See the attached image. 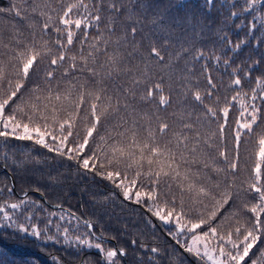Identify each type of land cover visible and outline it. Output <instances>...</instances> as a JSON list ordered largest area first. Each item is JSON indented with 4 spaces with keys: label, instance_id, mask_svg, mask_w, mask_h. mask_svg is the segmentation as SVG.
<instances>
[{
    "label": "trees",
    "instance_id": "1",
    "mask_svg": "<svg viewBox=\"0 0 264 264\" xmlns=\"http://www.w3.org/2000/svg\"><path fill=\"white\" fill-rule=\"evenodd\" d=\"M77 2L0 0V61L8 63L14 50H23L26 45H34L37 50L48 47L53 54H58L55 40L61 39L66 43L59 18L69 4ZM83 3L93 10L94 15H100L98 30L94 27L88 31L89 40L81 49L83 29L76 30L73 26L76 34L73 44L68 46L65 62L46 68L50 57H45L43 63L38 58L28 79H21L23 87L14 101L21 103V96L29 101L35 95L46 96L47 86L59 90L63 98L70 85L74 84L75 88L71 89L73 100L80 91L95 95L102 86L105 91L100 93L102 100L97 102L98 111L107 106L109 97L113 101L118 100L120 106L113 113L111 109L117 108L113 103L107 117H102L85 149L88 156L95 149L100 135L111 136L126 147L132 135L133 122L138 139L146 137L144 126H150L162 145L180 133L189 137L188 147L192 148L196 133H199L202 151L194 157L197 162L191 166V179L198 184L206 183V175L213 184H220L223 190L227 177V183L231 185L228 190L233 193L239 190V196H234L235 203L229 201L212 226L217 227L219 234L226 236L232 231L233 240L242 239L244 228H241V234H236L234 229L241 225L251 227L254 220V214L244 205L250 207L257 203V194L246 190L254 182L258 141L264 136V99L260 98L264 93V0L256 3L252 0H104L98 5V13L94 11L97 0H83ZM109 3H114L119 12L109 9ZM40 12L45 15H40ZM83 12L84 9L80 8L70 16L72 19L80 18L79 13ZM46 22L50 27L44 30ZM56 26L61 28V33L54 31ZM132 28H136L135 34L131 32ZM101 35L108 40L107 49L101 40L98 45L101 51L91 50L88 44ZM153 47L159 51L162 60L151 53ZM89 51H93L94 61L88 56ZM113 55L116 58L114 64L109 59ZM68 56L77 58V69L84 67L81 56L87 57V67L94 69L97 75L94 77L86 69H70ZM65 69H69L68 75H64ZM8 71H13L11 66ZM47 71H53L52 79H45ZM109 71L110 76L106 75ZM209 77L212 84H209ZM11 78L15 83L17 78ZM236 78L241 80L239 86L233 84ZM135 80L141 83L134 85ZM156 84H160L161 90L155 89ZM37 87L40 91L34 93L33 89ZM150 88L153 95L148 98ZM210 90L211 97L207 95ZM195 92L204 98L203 103L195 100ZM253 94L257 96L255 101ZM233 96H236L235 100H232ZM161 97L167 100L166 104H161ZM85 99L89 102L87 95ZM58 103L53 96L51 104ZM68 103L63 101L65 107ZM253 104L259 109L258 119L251 131L242 130L237 157L234 140L236 121L250 120L247 113L245 118H241L240 113L245 108L250 112ZM123 105H128V108ZM12 106L13 102H10L5 115L11 114ZM22 106L27 112L28 107ZM226 106L230 111L221 140L219 125L224 123L221 109ZM209 107L217 112L216 117L207 112ZM68 110L71 111L70 108ZM66 115V112H61L60 119ZM84 115L82 107L77 128L73 130L74 134L79 130L81 142L85 135ZM17 119H21V114ZM162 123L169 125L163 136L159 133ZM185 123L192 125L191 131L183 128ZM87 124L90 126L91 116H88ZM126 129L129 131L125 132ZM120 133L125 134L121 136ZM212 133H215L212 139L214 147L208 148L202 141ZM112 143L113 140L109 139L108 145ZM67 146L75 147L73 138H69ZM221 151L226 153L230 162L235 160V172L227 170L228 165L219 155ZM101 163L105 165L103 168ZM203 164L210 167L205 169ZM212 167L226 171L217 173ZM117 170L123 179L124 166H109L102 156L96 161V169L90 171L81 166L80 160L49 151L34 141L0 138V207L5 208L15 221H5L4 214L0 212V264H209L206 258H198L187 251V238H181L183 234L174 224H165L149 211L150 201L137 203L134 198L123 197V190L106 178L107 172ZM181 171H184V166ZM102 172L105 175H101ZM261 173V183H264V164ZM127 176L130 184L135 170H127ZM142 180L143 177L137 180L135 190L152 192V187ZM181 184L186 186L187 182L171 178L162 181L156 189V203L165 211L175 208L179 212L180 201L183 200V210L188 214L181 223L195 222L199 217L188 212L193 204L191 194L182 192ZM34 191L41 193L44 199ZM21 200L34 203L22 204L20 209L10 208L12 203H20ZM204 203L210 206L209 201ZM201 211L207 215L206 210ZM52 212L57 215L50 216ZM228 212H236L237 215L220 223ZM60 215H65L66 219L60 220ZM26 216H31L30 221L25 220ZM49 220L52 223H47ZM261 220L264 222V214ZM16 224L36 226L41 235L33 236L31 229L25 234ZM207 229L205 225L197 231L202 234ZM86 239L92 245L99 243L101 248L83 244ZM209 239L219 247V237L213 240L210 236ZM224 247L234 251L227 243ZM110 250H116L117 256L108 258ZM252 261L264 264V236L254 245L244 264H252Z\"/></svg>",
    "mask_w": 264,
    "mask_h": 264
},
{
    "label": "snow or ice",
    "instance_id": "2",
    "mask_svg": "<svg viewBox=\"0 0 264 264\" xmlns=\"http://www.w3.org/2000/svg\"><path fill=\"white\" fill-rule=\"evenodd\" d=\"M134 2V0H133ZM253 3H256L257 0H252ZM104 0H97V6H94V11L99 12L100 4H103ZM108 8L114 12H119V8L114 3H109ZM80 8L84 9L83 13H79L80 18L72 19L70 14H74V10ZM40 15H45L44 12H40ZM91 17V19H89ZM101 17L99 14H93V10H89V6L83 3V0H78L77 3L69 4L66 10L63 11V15L59 18L60 25H63V34L66 36V43H63L61 39L55 40V45L59 47L58 54H53L52 50L48 47H45L43 50H37L34 45H26L23 50H14V55L10 58L8 63L0 61V138H13L18 140H28L34 141L37 144L42 145L47 148L49 151L58 153L60 155H66L70 159L80 160L81 166L90 171L96 169V161L102 156L106 160L109 166H119L123 165L125 168V176L121 179V173L119 170L116 172H107L106 178L113 182V184L123 190V197L125 199H135L137 203H142L144 200L151 202L149 211L159 218L160 221L165 224H174L180 234L188 233L189 244L187 246V251L193 253L198 258H207L208 261H211L212 264H244L245 258L249 256L250 251L256 245L257 241L261 239V236H264V222L261 220L262 214H264V183H261L262 173L261 167L264 164V136H261L259 143L258 159L254 166V182L250 183L246 191L257 194V203L251 205H244L252 214H254V220L251 227L245 225L238 226L234 229L236 234H241V228H244V233L242 239L233 240L232 231H229L228 234L222 235L217 232V227L212 226V222L216 220L218 214L225 208L226 205H229V201L235 203L234 196H239V190L235 193L229 191L231 185L227 183V177H225V187L221 190L220 184H213L205 175V182L197 183L192 180L191 177L193 173L191 172V166L197 161L194 157L198 152H201V137L199 133H196L195 144L192 148L188 147L189 137L187 135H181L180 133L174 134V137L163 145L160 143L159 138L156 135L154 129L150 126H144L145 131L147 132L146 137L141 140L137 137V129L135 127V122H133V127L130 129L132 135L129 140V144L125 147L120 145L119 141L115 140L113 137H105L104 135L99 136V141L95 146V149L92 150L90 156L85 155V149L89 145V139L93 137V133L96 132L98 126L101 124L102 117H107L109 114V109L113 103L117 104V108L111 109L113 113L118 111L119 101H113L111 97L108 98L107 106L103 107L102 111H98V103L102 100L101 92L105 90L103 87H100V91L95 95L91 92L85 94L83 91H80L79 95L76 98L72 99L71 89L75 88L74 84L70 85V90L66 91L63 94L59 90H54L51 86H47V95L40 96L35 95L31 101L24 100L21 96V103H16L14 98L17 97V94L20 92L23 84L21 79H28L30 70H33L34 64H37L38 58L41 63L44 62L45 57H50V61L45 67L58 66L65 62L66 53L68 46L73 44V38L75 32L73 31V26L76 30L83 29V40L81 41V49L84 47V42L89 40L88 31L92 28L98 30L99 21ZM48 20L51 21L52 17L49 16ZM112 23L110 18L109 24ZM50 24L44 23L43 29H49ZM112 30L111 28L109 29ZM56 33H61V28L59 26L54 27ZM131 32L136 33V28H132ZM103 40L105 50L107 49L108 40H106L103 35L93 38L88 44V47L96 52H100L101 49L98 47L100 41ZM47 42H45V45ZM7 47V45H4ZM93 51H89L88 56L92 57L93 61L95 56H93ZM151 53L154 54L158 59H163L160 56L159 51L153 47ZM202 55V54H201ZM199 58V57H198ZM76 57L68 56L67 60L70 61V69L76 71H84L85 69L91 73L94 77L97 73L94 69L87 67V57L81 56L84 67L77 69ZM110 61L114 64L116 61L115 56L109 57ZM9 66L13 69L12 72H9ZM69 69H65L64 75H68ZM106 75L110 76L111 72L109 71ZM12 76H15L17 79L15 83L13 82ZM54 77L53 71H47L45 79H52ZM99 83V81H98ZM140 80L133 81L134 85L140 84ZM209 84H212L211 78L209 77ZM234 85L239 86L241 80L236 78L233 81ZM57 85V89H58ZM83 88V85H81ZM212 88H215V85H212ZM156 90H161L160 84L155 85ZM39 87L33 89V92H39ZM130 94V93H129ZM88 97L86 102L85 97ZM153 92L151 88L147 93V97L151 98ZM211 97V90L207 93ZM238 95V94H237ZM53 96L58 104H51ZM194 98L196 101L203 103V97L199 92L194 93ZM261 99H264V93L261 94ZM236 96L232 97V100H235ZM253 101L257 99V96L253 94ZM63 101H68L67 107L64 106ZM10 102H13L11 107V114L5 115V109L10 105ZM167 100L164 97H161V104H166ZM23 105L28 107V111L25 112ZM84 108L85 115L82 118V121L85 123L84 127V138L81 142L79 139V130L74 134V129L77 128V120L80 117L81 108ZM125 109L128 108V105H123ZM71 109L69 111L68 109ZM230 111V107H223L221 109L224 123L219 125V133L221 140H223V133L225 125L227 124V118ZM66 112L67 115L65 118L60 119V113ZM207 112L212 116L216 117L217 112L212 108H207ZM259 109L255 107V104L252 105V109L249 112L247 108L240 113L241 118H245V114L250 117V120L245 118L243 121L238 119L236 121V129H234V140H235V151L238 157L239 144L241 139L242 130L251 131L254 124H256L258 119ZM21 114V119H17V115ZM91 116V124L88 126L87 118ZM22 120H27L28 122H22ZM39 121L40 123H35ZM30 124L32 126L30 127ZM55 126V127H54ZM119 127V125H118ZM184 129L189 131L192 130V125L185 123L183 125ZM169 129L167 123H162L159 126V133L161 136ZM129 131L126 129L125 132ZM125 133H120L123 136ZM215 136V133L210 134L205 138L202 143L208 148H213L212 139ZM73 138L75 141V147H68L69 138ZM112 139L113 143L108 145V140ZM6 142V140H5ZM66 149V151H65ZM220 157L223 158V161L228 165L227 170L235 172L237 169V163L235 160L229 161L228 156L225 152L221 151L219 153ZM104 163L100 164V167L103 168ZM184 166V171H181V167ZM205 169L209 168V164H203ZM127 170H135V176L131 179L130 184L128 183ZM212 170L217 173H223L226 170L212 167ZM101 175H105L103 172ZM143 177L141 181L144 184L150 185L152 187V192H142L135 190L137 180ZM168 178L172 180L179 181L182 179L186 181V186L181 184V191L188 192L191 194V199L193 201L192 206H190L188 212L194 213L199 217L198 220L193 222L188 220L186 223H181L188 213H185L183 210V200L180 201L181 211L177 212L175 208L165 211L160 205L156 203L157 195L156 189L162 181H167ZM26 195V194H25ZM204 201H209V204L204 203ZM32 201L21 200L20 203H12L10 205L11 209H20L22 204H31ZM173 203H175V197H173ZM204 209L207 211H201ZM0 212L4 214L5 221H12L13 216L3 207H0ZM175 213V215H174ZM50 216L57 215V213H49ZM237 215L236 212L225 213L220 221L223 223L224 220H227L229 216ZM31 216H26L25 220L30 221ZM60 220L66 219L65 215L59 216ZM47 223H52L49 220ZM86 223H88L86 221ZM239 223V222H238ZM207 225L208 229L203 231L201 234L197 230L201 229L203 226ZM91 226V225H89ZM16 227L23 231L25 234L29 233L31 229V234L35 237L41 235V231L38 227L31 224L28 227H25L24 224H16ZM59 230V226H57ZM64 232L67 233L68 229L65 228ZM215 240L219 237V247H210L209 237ZM79 239V237H77ZM83 244L89 246H94L96 248H101L99 243L92 245L89 240H83ZM135 243V242H133ZM227 243L231 245L232 250H226L224 244ZM156 251V249H152ZM121 254L123 250H120ZM117 256L116 250H110L107 252V257L112 258ZM252 264H256V261H252Z\"/></svg>",
    "mask_w": 264,
    "mask_h": 264
},
{
    "label": "rangeland",
    "instance_id": "3",
    "mask_svg": "<svg viewBox=\"0 0 264 264\" xmlns=\"http://www.w3.org/2000/svg\"><path fill=\"white\" fill-rule=\"evenodd\" d=\"M181 238L183 239V240H185L186 238H187V236L185 235V234H183L182 236H181ZM209 239V238H208ZM188 244H189V240L187 241V239H186V246H188ZM209 244H210V247H215V248H218L214 243H212L211 242V240L209 239ZM206 258V257H205ZM207 259V258H206ZM208 261V260H207ZM209 262V264H212V262L211 261H208Z\"/></svg>",
    "mask_w": 264,
    "mask_h": 264
},
{
    "label": "water",
    "instance_id": "4",
    "mask_svg": "<svg viewBox=\"0 0 264 264\" xmlns=\"http://www.w3.org/2000/svg\"><path fill=\"white\" fill-rule=\"evenodd\" d=\"M11 178H12V176H11ZM11 182H12V185L14 186V180H13V178H12ZM34 192H37V191H34ZM37 193L40 195V197H41L42 199H44V196H43L41 193H39V192H37ZM53 207H56V206L53 205Z\"/></svg>",
    "mask_w": 264,
    "mask_h": 264
}]
</instances>
